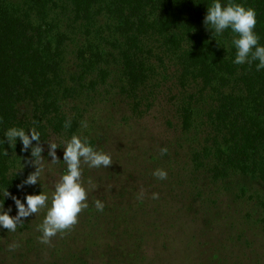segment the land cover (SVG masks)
Listing matches in <instances>:
<instances>
[{"label": "trees", "instance_id": "trees-1", "mask_svg": "<svg viewBox=\"0 0 264 264\" xmlns=\"http://www.w3.org/2000/svg\"><path fill=\"white\" fill-rule=\"evenodd\" d=\"M220 2L253 8L254 31L259 46H264V0ZM212 3L0 0V208L11 209L9 215L18 212L12 197L26 202L29 184L23 182L36 165L32 148L22 151L19 138L9 143L7 130L16 127L31 135L35 129L42 147L54 135L72 136L83 129L89 107L109 94L137 117L159 104L167 128L178 137L167 142V152L160 156L150 150L152 155L145 157L134 145L127 148L129 167L118 180L128 183L125 191L102 196V212L95 202L84 209V235L94 239L86 240L87 255L101 239L106 243L107 264H178L173 258L177 237L168 242L169 233L179 231V212H188L192 204L178 207L173 190L179 183L159 160L169 158V164L174 163L183 150L192 184L203 176L207 190L213 192L215 187L214 195L230 193L232 205L243 201L245 218L259 224L256 214L264 208V69L257 70L258 60L233 62L236 34L230 28L221 34L206 28L204 18ZM158 146L156 153L163 149ZM156 169L165 170L167 178L153 176ZM137 174L147 179L146 198L137 199L126 189ZM176 176L181 178L182 173ZM164 186L167 189L160 191ZM153 193L159 198L153 199ZM27 223L26 218L24 227ZM31 252L19 253L20 260L13 264L17 260L15 264H28ZM66 257L58 255L53 261L49 255L41 264H63Z\"/></svg>", "mask_w": 264, "mask_h": 264}, {"label": "rangeland", "instance_id": "rangeland-1", "mask_svg": "<svg viewBox=\"0 0 264 264\" xmlns=\"http://www.w3.org/2000/svg\"><path fill=\"white\" fill-rule=\"evenodd\" d=\"M88 110L89 113H87L85 121L87 127L79 129L75 134H79L78 136L82 139L94 140L95 143L88 145L96 151L108 154L113 163L107 168L103 166L95 168L89 167L82 160L81 183L87 191V204L96 200L105 204V201L101 199L102 196L114 195L115 191L113 190L123 192L125 186H128L127 182L121 183L118 180L123 179V172L125 168L129 167L125 156L129 146L134 145L143 150L147 154L145 157H149V154L152 155V153L160 156L161 152L156 153L161 148L158 145L164 148L169 140L174 142L178 136L172 134L173 129L167 128L164 121L165 113L159 104L143 116L137 117L132 115L129 108L120 99L104 94V98L98 97L97 102L92 104ZM66 137L54 135L42 146L43 151L37 164L40 169L37 182H42L43 187H36L35 184H31L26 189L29 195L41 193L48 195L47 206L36 214L26 217L28 219L26 227H24L26 218H21L22 221L17 224L15 232L0 226V264H13L15 259L20 258L19 253L28 250L32 251L28 254L30 257L28 264L44 263V259L48 258L49 255L52 256L53 261L58 260V255L67 256L63 264H107L106 258L108 256L106 255L105 241L99 239L94 244L91 254L87 255L84 251L86 244H88L86 240L89 242L94 240H89V237L84 235V226L87 221L83 217L84 210L78 216V223L70 231L63 234L58 233L52 238L50 244H42L38 239L41 236L38 225L43 222L47 207L51 205V194L55 190L56 183L66 172L63 152L65 142L71 136ZM52 143L57 145L56 156L58 159L55 162L48 154L50 151L49 144ZM183 151L179 157H175L178 159L174 160V163L169 164V158L159 160L160 165L165 164L167 169H171L168 176H173L175 181L179 183L175 184L173 190L180 201L178 207L183 205L187 207L192 204L193 209L184 213L179 212V231L171 230L169 233L171 237L168 242L173 240L172 236L175 235L177 240L172 244L179 246L173 251L175 262L178 264H183L184 261L186 264H264V224L260 223L264 218L259 219L264 217V208L258 209L256 217L259 224H255L253 219L245 218L247 213L246 208L243 207V201L241 204L232 205L230 193L222 191L214 195L215 187L213 192L207 190L205 188L206 180L203 176L199 177L196 185L192 184L189 162L186 158H182L185 153ZM135 154L141 156V151L136 150ZM35 171L36 165L32 168L31 174ZM177 172L182 173L181 178L176 176ZM146 181L147 179L137 174L134 183L126 189H131L136 194L140 193L141 190L145 192L144 184ZM193 185L199 186L200 189L195 190ZM161 189H167V186L161 187L159 190L161 191ZM166 194L163 193V196ZM144 197L146 198L145 195ZM23 203L26 206V202ZM255 204L253 202L252 206H256ZM3 210L6 211L5 208H0V211ZM196 211L200 213L197 214ZM17 213L10 216L14 217ZM236 220L238 221L235 222ZM13 243L18 244L19 247L9 250V245ZM172 244H169L170 247ZM61 249L63 252H60ZM189 250L191 253L188 258ZM37 253L38 255L40 253L39 260L36 258ZM121 253L122 251L117 254ZM72 259L77 263L74 260L71 261Z\"/></svg>", "mask_w": 264, "mask_h": 264}, {"label": "clouds", "instance_id": "clouds-1", "mask_svg": "<svg viewBox=\"0 0 264 264\" xmlns=\"http://www.w3.org/2000/svg\"><path fill=\"white\" fill-rule=\"evenodd\" d=\"M204 25L207 29L213 30L216 34L223 33L226 29H231L236 35L233 37L232 44L236 48V56L234 63L237 65L249 63L258 60L256 65L257 70L264 69V46H259V37L254 29L256 26V12L251 7H244L239 3H229L222 6L220 0H213V3L207 8V14L204 18ZM250 57V58H249ZM82 127H87L86 122H82ZM31 135L27 134L23 129L12 127L5 133L9 143L19 138L22 142V151H27L32 148L31 155L36 164V171L30 174L24 184H36L38 181L40 169L38 168V159L41 158L43 151L39 144L40 135L35 129L30 130ZM33 141L36 145L33 146ZM49 156L55 162L57 145L49 144ZM167 149H161L162 154H166ZM89 167L99 168L101 166L107 168L112 165L111 157L102 152L96 151L88 145L86 139H82L78 135H72L65 142L63 161L66 164V172L55 185V190L51 194V205L47 207L46 215L43 222L38 225V230L41 236L38 238L42 244H50L53 237L58 233H66L70 231L77 223L79 214L88 207L87 191L81 183V161ZM153 176L158 179H166L167 172L163 169L153 171ZM91 184V181H89ZM18 188L23 187V184L18 185ZM9 193L6 191L5 196ZM143 191L137 194V199H142ZM153 199H158V193L152 194ZM15 202L18 213L16 216H10L8 211H0V226L8 231L15 232L17 224L22 221L21 218H26L31 214H36L42 208L47 206L49 200L48 195H26L25 203L20 199L12 197ZM97 211L102 212L104 204L100 200L95 201ZM19 247L13 243L9 245V250H14Z\"/></svg>", "mask_w": 264, "mask_h": 264}]
</instances>
